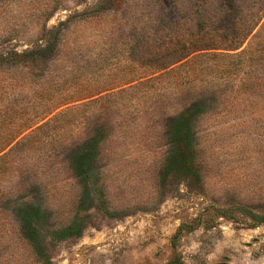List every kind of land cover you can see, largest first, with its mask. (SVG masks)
Segmentation results:
<instances>
[{
    "label": "rangeland",
    "instance_id": "374dc122",
    "mask_svg": "<svg viewBox=\"0 0 264 264\" xmlns=\"http://www.w3.org/2000/svg\"><path fill=\"white\" fill-rule=\"evenodd\" d=\"M263 23L264 0H0V264H264V81L196 57Z\"/></svg>",
    "mask_w": 264,
    "mask_h": 264
},
{
    "label": "trees",
    "instance_id": "16d2710c",
    "mask_svg": "<svg viewBox=\"0 0 264 264\" xmlns=\"http://www.w3.org/2000/svg\"><path fill=\"white\" fill-rule=\"evenodd\" d=\"M261 19H259L258 23L255 25V27L260 23ZM253 31L251 33H248L243 36L242 40L236 45L232 46L229 49H224L225 53H222L220 55L217 54H200L196 57H211V58H217L219 57L222 61L221 64L218 65V67H215L217 72L222 73L225 76H231V75H252L253 80L256 82V84L261 83L264 81V23L261 25V28L258 32L253 34ZM252 35V36H251ZM247 42V46L240 50L244 43ZM230 51H234V53H230ZM237 51V52H236ZM74 102L73 100H64L60 102L52 103L49 109L47 110V113L45 116H43L42 119H45L49 117L51 114H53L58 108ZM192 109L187 108L183 113L179 115V118L176 120L178 123H180V126H185L189 128L188 121L191 119L192 115L189 113ZM184 124V125H183ZM32 126H30L31 128ZM29 129V128H28ZM3 150H0V153H2ZM5 158H7V154H4L0 156V161H3ZM242 212L248 213L246 210L240 208ZM252 218L254 219L255 223L258 225L264 224V218L261 216H258L256 214H251ZM222 217H227L226 214H223ZM168 264H180L179 260L174 259L170 261Z\"/></svg>",
    "mask_w": 264,
    "mask_h": 264
}]
</instances>
